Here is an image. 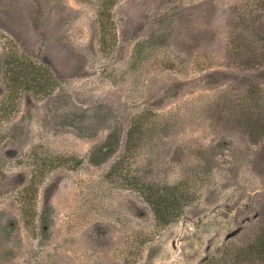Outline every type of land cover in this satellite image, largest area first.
<instances>
[{
  "label": "rangeland",
  "instance_id": "1",
  "mask_svg": "<svg viewBox=\"0 0 264 264\" xmlns=\"http://www.w3.org/2000/svg\"><path fill=\"white\" fill-rule=\"evenodd\" d=\"M99 1L0 0V107L5 49L60 81L0 116V264H207L248 245L264 0H113L108 45Z\"/></svg>",
  "mask_w": 264,
  "mask_h": 264
},
{
  "label": "trees",
  "instance_id": "2",
  "mask_svg": "<svg viewBox=\"0 0 264 264\" xmlns=\"http://www.w3.org/2000/svg\"><path fill=\"white\" fill-rule=\"evenodd\" d=\"M113 0L99 1V21L101 25L103 45H108L113 35L111 26L113 25V16L109 7ZM3 60V76L8 84L9 94L3 100L0 110L4 118L11 116L15 108L14 102L21 93L32 91L37 96L46 97L52 94L60 81L54 72L35 61L26 53L11 47L5 49ZM149 203L152 204L149 197ZM157 208V209H156ZM157 218L161 221L168 220L161 216L163 208L155 207ZM207 260V264L211 262ZM264 264V221L254 240L246 246H236L227 251L221 257L214 259L211 264Z\"/></svg>",
  "mask_w": 264,
  "mask_h": 264
}]
</instances>
